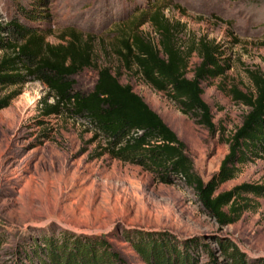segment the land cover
Masks as SVG:
<instances>
[{"label":"rangeland","instance_id":"rangeland-1","mask_svg":"<svg viewBox=\"0 0 264 264\" xmlns=\"http://www.w3.org/2000/svg\"><path fill=\"white\" fill-rule=\"evenodd\" d=\"M26 9L43 16L30 19ZM156 13L173 25L184 51L201 39L222 48L229 68L203 83V99L218 127L214 133L148 84L135 65L128 68L117 53L125 35L158 42L152 21ZM14 17L53 45L66 43L73 32L83 43L90 42L94 66L75 77L77 88L91 90L96 69L110 67L178 134L206 182L219 170L229 152L228 140L251 110L242 95L256 99L264 85V0H0V21ZM3 55L0 51V59ZM200 62L194 51L188 77ZM13 93L0 110V264H31L26 253L34 242L62 231L102 235L128 264H147L134 243L158 233L181 241L201 237L214 249L216 236L228 237L249 256H264L263 197L243 194L247 201L242 203L252 208L221 226L182 182L165 184L139 165L99 156L103 139L96 138L87 119L45 114L46 103L55 98L42 82L30 78L23 85L0 88V97ZM244 184H264V159L243 165L217 193ZM204 248L199 264L210 261Z\"/></svg>","mask_w":264,"mask_h":264},{"label":"trees","instance_id":"trees-1","mask_svg":"<svg viewBox=\"0 0 264 264\" xmlns=\"http://www.w3.org/2000/svg\"><path fill=\"white\" fill-rule=\"evenodd\" d=\"M36 20L40 13L24 10ZM153 27L158 42L133 34L122 39L124 48L117 51L128 68L136 66L143 79L156 90L166 92L180 110L195 118L211 132L218 130L210 105L203 99V83L225 74L223 51L219 44L201 39L184 51L178 46L174 27L156 13ZM73 37L57 45L18 17L0 21V88L23 85L33 78L45 84L55 102L46 103L47 115L70 113L87 119L96 130L99 156L130 162L152 172L162 183L176 181L192 188L209 215L221 226L236 222L252 208L243 194L264 198V184H244L218 192L219 187L235 178L243 165L264 159V85H259L256 99L242 95L251 107L242 125L228 140L229 152L217 172L204 181L196 171L193 158L178 134L129 84H123L110 67L97 68V80L89 91L77 88L75 77L94 66L90 42ZM196 51L201 62L193 77H188V58ZM16 93L0 97V110L7 107ZM254 208V207H253ZM149 234L134 243L147 264H199L200 248L207 251L205 264H264V256L251 257L228 237H215L217 249L201 237L179 240L168 233ZM130 240V239H128ZM203 242V243H202ZM26 253L31 264H128L113 244L102 235L62 231L34 242Z\"/></svg>","mask_w":264,"mask_h":264}]
</instances>
